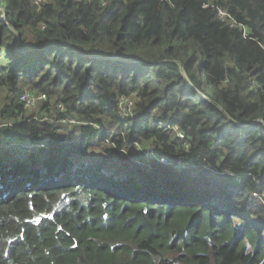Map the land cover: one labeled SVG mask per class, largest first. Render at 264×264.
<instances>
[{"label":"trees","instance_id":"obj_1","mask_svg":"<svg viewBox=\"0 0 264 264\" xmlns=\"http://www.w3.org/2000/svg\"><path fill=\"white\" fill-rule=\"evenodd\" d=\"M106 3L0 0V264H264V0Z\"/></svg>","mask_w":264,"mask_h":264},{"label":"built area","instance_id":"obj_2","mask_svg":"<svg viewBox=\"0 0 264 264\" xmlns=\"http://www.w3.org/2000/svg\"><path fill=\"white\" fill-rule=\"evenodd\" d=\"M32 3L37 6L38 8H42L43 6H46L48 4H50L51 0H31ZM77 2H81L83 0H76ZM88 2H91L93 0H86ZM106 1L107 0H102V5L106 6ZM219 19L222 22H229L231 21L232 25H237L229 16V14H227L224 11H220L218 14ZM136 100H137V95L136 94H131L130 96H122L119 99V104H118V111L121 115L122 119H131V118H135L136 114H135V107H136ZM21 101L25 104L26 109L28 108H34L37 105L40 104H44L45 102H47V98L44 94H40V93H24L21 97ZM59 112H63L64 111V106L63 105H59L56 108ZM70 124L73 125H77L78 123L74 120H70L69 121ZM179 137L180 138H184L183 134L179 133ZM39 146L37 145H33L31 143L28 142H20L17 140H9L6 142H3L0 144V154H4L7 152H12V151H16V150H28V151H32V149L38 148ZM141 148L139 146H133L131 148V151L133 153H136L140 150ZM142 150V149H141ZM145 156L147 157L148 160L155 158V156L157 155L156 153V149L153 147L149 150H146L145 152ZM156 159V158H155ZM159 163L163 164V165H171V163L169 162V160L167 159V157L165 156H160L159 158L156 159Z\"/></svg>","mask_w":264,"mask_h":264},{"label":"rangeland","instance_id":"obj_3","mask_svg":"<svg viewBox=\"0 0 264 264\" xmlns=\"http://www.w3.org/2000/svg\"><path fill=\"white\" fill-rule=\"evenodd\" d=\"M23 93H36V92H35V91H32V90H29L28 87H25ZM42 105H43V104H40V105H37V106L34 107V108H28L27 110L30 111V112H33V113H34V112L37 111ZM112 146H113L112 143L109 144V143L105 142V143H104V146H102V147H100V148H94L92 154L95 155V156H96V155H98V156L104 155V151H105V150H108V149H111ZM151 148H153V146L149 147V148L146 149V150H149V149H151ZM35 149H36V148H35ZM32 151H33V149H32ZM32 151H28V150H16V151H12V152H10V153H8V154H9V158L12 159V161L17 162V161H20L22 158H25V157H26L28 154H30ZM156 153H157V155L155 156V158L158 159V158H159V155H158L159 152H157V150H156ZM23 154H24V155H23ZM127 155H128L127 152L124 153L123 151H117V153L113 154L112 157L115 156V157L117 158L116 160L119 161L120 158H125ZM96 157H97V156H96ZM86 162H88V161H86ZM117 163H118V162H114V161H112V164H111L109 167H111V169H115V170H117V169H118V168L116 167ZM177 169L182 170L183 168H182V167H178ZM181 172H182V171H181Z\"/></svg>","mask_w":264,"mask_h":264},{"label":"water","instance_id":"obj_4","mask_svg":"<svg viewBox=\"0 0 264 264\" xmlns=\"http://www.w3.org/2000/svg\"><path fill=\"white\" fill-rule=\"evenodd\" d=\"M7 153H10V152H7ZM5 154V153H4Z\"/></svg>","mask_w":264,"mask_h":264}]
</instances>
